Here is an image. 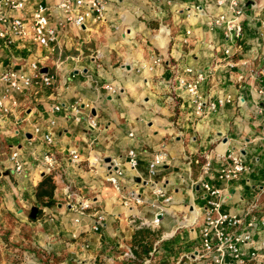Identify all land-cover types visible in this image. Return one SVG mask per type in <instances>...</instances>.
<instances>
[{
  "label": "crops",
  "instance_id": "obj_1",
  "mask_svg": "<svg viewBox=\"0 0 264 264\" xmlns=\"http://www.w3.org/2000/svg\"><path fill=\"white\" fill-rule=\"evenodd\" d=\"M108 1L106 21H88L82 30L66 26L55 55L41 48L39 55L15 50L13 58L0 52V70L13 65L30 73L37 59L55 77L51 87L36 84L25 94L10 92L7 104L15 100L17 105L8 115L0 111V264H205L194 260L202 250L207 207L202 181L223 190L222 212L242 216L252 209L264 218V117L259 112L264 97L258 92L264 7L241 0L244 36L230 42L222 30L209 29L219 12L215 5L194 10L202 0ZM231 44L238 63L233 70L224 56ZM156 57L163 62L155 65ZM175 67L205 74L199 95L206 105L215 102V111L197 114L195 97L178 83ZM106 85L120 91L112 94ZM4 89L0 82V97ZM227 96L229 103H217ZM131 149L139 160L135 169L129 164ZM14 151L24 173L15 172ZM160 151L167 161L151 176L148 164ZM73 152L79 161L72 159ZM231 152L244 158L247 172L235 182H221L218 172ZM49 153L57 160L50 171L44 162ZM114 161L124 173L122 193L107 181ZM208 161L212 172L205 174ZM48 176L56 186L52 207L42 205L47 198L37 197ZM158 189L170 202L156 195ZM69 192L92 200L80 223ZM128 193L143 203L124 206ZM35 207L38 214L32 218ZM102 214L103 226L95 231ZM157 214L158 227L140 228L141 220L152 221ZM245 252L246 264H264L259 225ZM254 252L258 256L251 258Z\"/></svg>",
  "mask_w": 264,
  "mask_h": 264
},
{
  "label": "built area",
  "instance_id": "obj_2",
  "mask_svg": "<svg viewBox=\"0 0 264 264\" xmlns=\"http://www.w3.org/2000/svg\"><path fill=\"white\" fill-rule=\"evenodd\" d=\"M155 1L161 2L163 0ZM202 2L203 6H195V11L203 12V7L209 8L211 4L219 9L218 14L209 20L208 26L211 31L222 30L225 39L230 42L242 40L244 36L242 20L244 9L241 7L240 0H202ZM108 3V0H0V52H7L13 58L16 56L15 50L27 49L30 53L29 46L33 45L55 55L59 47H62L59 35L66 26H73L82 30L88 21L94 24L105 22ZM190 10L188 8L189 12ZM232 48L231 44L224 50L228 68L231 70L238 67V63L233 58ZM162 62V58L156 57L154 64L159 65ZM42 69L43 66L36 59L30 63V73L19 71L13 65L0 70V82L5 86L4 94L0 97V111L2 113L6 115L12 113V106L17 105L15 100L12 101V106L7 104L10 92L25 94L36 84H41L43 87L53 85L54 75L43 73ZM174 70L180 86L187 94L195 97L197 114L203 115L207 110H216L217 104L215 102L206 105L199 95L200 85L206 80L203 72H197L192 67L183 70L175 67ZM261 76L262 84L258 92L264 97V67L261 69ZM239 79L242 82L244 76ZM105 88L112 94L120 91L119 88L111 85H106ZM231 99V96L223 97L218 99L217 103L224 105L229 103ZM59 110L60 106H55L53 109L54 112ZM259 112L264 117V108H261ZM89 125L94 128L97 123L95 120H91ZM36 132H39V129H36ZM45 141L51 145L53 143L52 135L47 134ZM72 159L79 161L80 157L76 152H73ZM128 159L132 169L139 165L134 149L129 151ZM228 160L229 162L224 164L218 172V179L225 183L235 182L247 172L244 158L241 155L231 152ZM11 161L14 163L16 173H24V163L18 151L11 154ZM166 161L167 154L164 151L158 152L148 164L147 169L150 175H156ZM44 162L48 171L53 170L57 165V160L52 153L44 156ZM203 172L205 174L212 172L211 162L206 163ZM123 175L119 165L114 161L108 170L107 181L119 193L124 191L120 182ZM201 185L206 193L207 207L204 226L201 229L202 250L194 254V260H205V264H246L247 253L245 248L252 245L257 226L259 225L264 229V218L256 217L252 209L247 210L242 216L222 212L223 190L207 181H202ZM156 195L164 197L166 202L171 200L165 196L161 189L156 190ZM68 198L72 209L78 215L75 221L80 223L81 218L86 216L88 210L91 209L92 200H80L78 195L72 192L68 193ZM122 201L126 207L143 203L142 198L134 193L124 195ZM159 215L157 214L152 221L141 220L140 228L158 227L160 225ZM104 221V215H98L94 230L100 231ZM256 256L258 255L255 252L251 254V258ZM126 257L132 258V253L126 254Z\"/></svg>",
  "mask_w": 264,
  "mask_h": 264
},
{
  "label": "trees",
  "instance_id": "obj_3",
  "mask_svg": "<svg viewBox=\"0 0 264 264\" xmlns=\"http://www.w3.org/2000/svg\"><path fill=\"white\" fill-rule=\"evenodd\" d=\"M55 183L51 176L45 177L44 180L39 184L37 190V197L41 200L47 198V202L42 203L45 207H52L55 205V201L53 199Z\"/></svg>",
  "mask_w": 264,
  "mask_h": 264
},
{
  "label": "rangeland",
  "instance_id": "obj_4",
  "mask_svg": "<svg viewBox=\"0 0 264 264\" xmlns=\"http://www.w3.org/2000/svg\"><path fill=\"white\" fill-rule=\"evenodd\" d=\"M253 1L256 3V5H260V6L264 7V0H253ZM29 49H31L30 53L32 52V54L35 53V55H39V53L37 52L38 51V47L30 45ZM23 53L25 55H27L28 51H24Z\"/></svg>",
  "mask_w": 264,
  "mask_h": 264
},
{
  "label": "water",
  "instance_id": "obj_5",
  "mask_svg": "<svg viewBox=\"0 0 264 264\" xmlns=\"http://www.w3.org/2000/svg\"><path fill=\"white\" fill-rule=\"evenodd\" d=\"M48 70L47 69H42V72L43 73H46ZM111 160L110 159H108V160H106V162H110ZM38 209H39V207H35L33 210H32V214H31V217L32 218H36L37 217V214H38Z\"/></svg>",
  "mask_w": 264,
  "mask_h": 264
}]
</instances>
